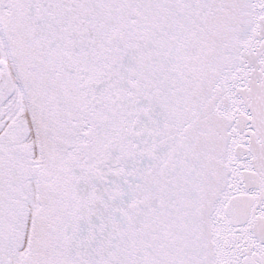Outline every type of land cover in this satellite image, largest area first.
Returning <instances> with one entry per match:
<instances>
[{"label":"snow or ice","instance_id":"snow-or-ice-1","mask_svg":"<svg viewBox=\"0 0 264 264\" xmlns=\"http://www.w3.org/2000/svg\"><path fill=\"white\" fill-rule=\"evenodd\" d=\"M0 264H264V0H0Z\"/></svg>","mask_w":264,"mask_h":264}]
</instances>
